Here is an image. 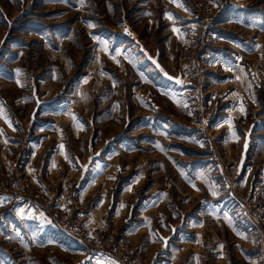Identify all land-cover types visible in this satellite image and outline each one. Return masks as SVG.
Masks as SVG:
<instances>
[{
    "label": "rangeland",
    "instance_id": "374dc122",
    "mask_svg": "<svg viewBox=\"0 0 264 264\" xmlns=\"http://www.w3.org/2000/svg\"><path fill=\"white\" fill-rule=\"evenodd\" d=\"M0 137V264H264V0H0Z\"/></svg>",
    "mask_w": 264,
    "mask_h": 264
},
{
    "label": "crops",
    "instance_id": "0c3cea01",
    "mask_svg": "<svg viewBox=\"0 0 264 264\" xmlns=\"http://www.w3.org/2000/svg\"><path fill=\"white\" fill-rule=\"evenodd\" d=\"M4 126V125H3ZM7 127V126H6ZM1 138V137H0ZM2 139V138H1ZM3 140V139H2ZM6 140H7V138H6ZM3 144H5V142H2V141H0V146L1 145H3ZM30 146V145H29ZM30 148V147H29ZM32 149V148H31ZM36 153H34L33 155H35ZM31 160H32V158L30 159V161H29V163L27 164V166L25 167V172H26V174L27 175H29V176H31L30 175V173H29V166H32V164H31ZM30 172H31V174H33L34 173V170H30ZM39 171H37V174L38 175H34V176H32V180H33V183L34 184H36V186H37V188L40 190V191H42L43 189H44V184H43V177H41L40 176V174L38 173ZM29 173V174H28ZM1 199L3 200L4 198H2L1 197ZM8 199V198H7ZM1 200V201H2ZM27 205V204H26ZM28 206V205H27ZM31 209H33V208H31ZM38 213V212H37ZM29 214H31V216H33L34 218H35V220H41V219H43L44 217H40L39 216V214H36V215H32V213L30 212ZM23 219H25V220H30V221H34L32 218H28V216H24V217H22ZM41 218V219H40ZM250 225L252 224V223H249ZM198 244V243H197ZM216 245H217V243H215ZM219 247H220V245H219ZM221 251L219 250H217V248H216V251L214 250V252H211V253H205V255L204 254H199V253H192L191 255H193V258H196L198 261H200V260H202L203 258H204V256H210L211 257V260L212 261H219V260H221L222 258H225V255L224 254H222V253H220ZM236 254V256L240 259V261H242L243 263L242 264H247V263H249L250 261H253L254 259L253 258H251L250 257V255H248L247 253H244V252H236L235 253ZM188 256H189V254H188ZM262 260V259H261ZM255 261V260H254ZM263 261V260H262ZM257 262V261H256ZM251 263V262H250ZM187 264H190L189 262L187 263ZM224 264H230V263H228V259L227 258H225V262H224ZM254 264H257V263H254Z\"/></svg>",
    "mask_w": 264,
    "mask_h": 264
},
{
    "label": "built area",
    "instance_id": "2783aa9c",
    "mask_svg": "<svg viewBox=\"0 0 264 264\" xmlns=\"http://www.w3.org/2000/svg\"><path fill=\"white\" fill-rule=\"evenodd\" d=\"M12 187L13 188L15 187L14 190L12 189V191H10V193L14 197L13 207H15V204L17 206H19V205H24L25 202L26 203H32V202L39 201L35 196L29 195V192L27 193L28 187L18 186L17 184H15ZM35 198L37 200H33ZM11 201H13V200L6 201L7 204L2 205V208L6 209L9 205H11V207H12V204L10 203ZM58 204H59V202H57V200L50 201V203H49L50 207H52V208H56ZM63 212H65V211H63ZM68 212H69V210L67 209L65 213H68ZM263 243H264V240H263ZM104 251H105L104 247H101L97 250V252H104ZM111 253L113 256L117 257L118 259L121 260V262H123L125 264H136V263L132 262L130 260V257H128L125 253L122 254L120 252V249L117 247L112 248Z\"/></svg>",
    "mask_w": 264,
    "mask_h": 264
},
{
    "label": "snow or ice",
    "instance_id": "6c2138e0",
    "mask_svg": "<svg viewBox=\"0 0 264 264\" xmlns=\"http://www.w3.org/2000/svg\"><path fill=\"white\" fill-rule=\"evenodd\" d=\"M171 2L176 3L177 0H171ZM177 6L179 7V6H182V5L177 4ZM169 18H171V17H169ZM125 31H127V29H125ZM173 31H174V32H177L178 30L175 29V28H173ZM154 62H155V61H154ZM177 82H179V81H177ZM241 111L243 112V108H241ZM61 147H63V146H61Z\"/></svg>",
    "mask_w": 264,
    "mask_h": 264
}]
</instances>
